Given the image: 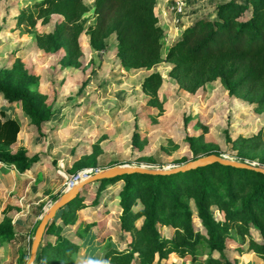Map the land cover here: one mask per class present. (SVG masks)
Wrapping results in <instances>:
<instances>
[{"label": "rangeland", "instance_id": "rangeland-1", "mask_svg": "<svg viewBox=\"0 0 264 264\" xmlns=\"http://www.w3.org/2000/svg\"><path fill=\"white\" fill-rule=\"evenodd\" d=\"M37 1L0 0V72H18L22 65L35 78L33 92L52 113L37 129L19 102L9 104L0 93V120L14 118L20 125L17 141L8 150L23 149L27 156L37 158L24 173L0 165V222L10 218L16 236H25V241L17 243L0 239V264L26 263L42 213L76 181L118 164L170 169L203 156L204 151H218L235 159L237 151L226 136L231 140L249 137L264 126V111L249 99L229 94L217 79L189 91L173 77L171 61L161 60L151 69H123L116 57L114 33L105 38L103 50L93 49L86 33L94 22L93 0H83L87 11L79 37V65L65 66L63 50L52 49L46 37L54 28L56 15L47 22L36 18L34 23H18L17 16L34 11ZM224 1L184 0L182 23L212 16L214 6ZM169 23L173 30L165 32L162 58L179 36H174L178 25L171 19ZM153 70L162 77L159 107L150 105L141 89L144 77ZM251 156L245 161L258 166L264 160V146ZM122 184L120 180L107 183L98 192L95 182L81 188L85 207L77 211L76 222L63 230L79 246L74 264H108L103 258L106 245L121 248L129 237L119 230L118 191ZM194 224L200 228L196 218ZM159 230L164 236L175 232L169 226ZM230 232L225 252L231 260L264 264L247 250L248 236H240L235 228ZM252 234L258 238L255 231ZM24 248L27 257L21 253ZM208 252L202 241L195 260L192 255L173 254L163 264H204ZM213 255L218 256L216 252Z\"/></svg>", "mask_w": 264, "mask_h": 264}, {"label": "trees", "instance_id": "trees-1", "mask_svg": "<svg viewBox=\"0 0 264 264\" xmlns=\"http://www.w3.org/2000/svg\"><path fill=\"white\" fill-rule=\"evenodd\" d=\"M156 3L157 0H93L94 22L86 28L88 44L103 50L105 38L114 33L116 57L123 69H151L161 60L171 61L170 72L185 89L194 91L206 81L217 79L229 94L249 99L264 111V0H227L214 6L212 16L197 17L189 24L179 22L180 34L168 45L164 58L161 50L168 26L159 22ZM33 7L34 11L17 16L18 23H34L36 18L47 22L56 15L54 28L46 37L52 49L63 50L65 66H78L82 17L87 11L84 1L39 0ZM34 81L22 65L18 72H0L3 99L9 104L19 102L39 129L52 113L33 92ZM161 83V74L153 70L141 84L148 103L155 107L160 106ZM19 131L16 119L0 120V165L24 173L37 158L27 156L23 149L8 150L17 141ZM226 140L237 151L235 160H250L251 153L264 146V126L252 136L231 140L227 135ZM204 152L221 155L218 151ZM263 165L264 160H260L258 167ZM119 180L123 182L118 191L119 230L129 237L121 248L106 245L103 258L108 264H163L173 254L192 255L195 260L202 241L209 249L204 264H238L225 252L231 228L240 236H248L247 250L264 261V173L213 162L176 173H125L103 178L94 181L96 191ZM80 190L47 222L37 247L36 264L75 263L79 246L63 230L76 222L77 211L85 207ZM194 218L200 228L195 226ZM160 226L172 227L175 232L164 236ZM0 239L17 243L25 241V236H16L10 218L5 217L0 222ZM21 253L27 257L28 249Z\"/></svg>", "mask_w": 264, "mask_h": 264}, {"label": "water", "instance_id": "water-1", "mask_svg": "<svg viewBox=\"0 0 264 264\" xmlns=\"http://www.w3.org/2000/svg\"><path fill=\"white\" fill-rule=\"evenodd\" d=\"M218 162L220 164L231 165L240 168H248L253 169L259 172L264 173V168L254 166L245 161H238L235 159L228 158L224 155H216V154H208L204 156H199L193 160L187 161L185 164L181 166H175L170 169H162V168H154V167H146L141 165H126V164H118L113 165L103 170H99L94 172L92 175L87 176L81 180H79L76 186L73 189L63 193L60 195L52 204L47 208L41 215L40 222L35 229L33 239L31 241L29 257L25 264H32L35 257L37 247L41 242L42 235L45 229V226L50 218H52L57 210L68 203L70 200L76 197L79 190L86 184L90 182H94L103 178H111L119 175H123L125 173H148V174H169L176 173L179 171H185L193 168H197L200 166H204L208 163Z\"/></svg>", "mask_w": 264, "mask_h": 264}, {"label": "crops", "instance_id": "crops-1", "mask_svg": "<svg viewBox=\"0 0 264 264\" xmlns=\"http://www.w3.org/2000/svg\"><path fill=\"white\" fill-rule=\"evenodd\" d=\"M169 1L170 0H157L156 6H155V11H156V13L158 15L159 22L161 24L167 25L170 30H173V27H171L170 23H169L170 22V15H169V13L167 11V6H168ZM182 21H184L183 16H182L181 22ZM191 21H186L185 23L189 24ZM174 31H175V35L174 36L179 35V31H180L179 27L176 26V28H174Z\"/></svg>", "mask_w": 264, "mask_h": 264}, {"label": "built area", "instance_id": "built-area-1", "mask_svg": "<svg viewBox=\"0 0 264 264\" xmlns=\"http://www.w3.org/2000/svg\"><path fill=\"white\" fill-rule=\"evenodd\" d=\"M185 10L184 0H172L168 3L167 11L170 15L171 22L174 25H178L182 20V16Z\"/></svg>", "mask_w": 264, "mask_h": 264}, {"label": "bare ground", "instance_id": "bare-ground-1", "mask_svg": "<svg viewBox=\"0 0 264 264\" xmlns=\"http://www.w3.org/2000/svg\"><path fill=\"white\" fill-rule=\"evenodd\" d=\"M82 179H83V178H82ZM80 180H81V179H80ZM78 181H79V180H78ZM78 181L75 182L74 187L76 186V184H77ZM74 187H73V188H74ZM73 188H72V189H73Z\"/></svg>", "mask_w": 264, "mask_h": 264}]
</instances>
